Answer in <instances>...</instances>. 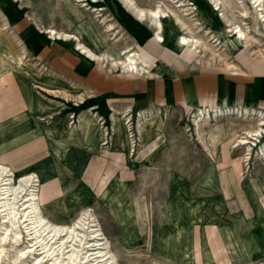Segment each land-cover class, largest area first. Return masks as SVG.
I'll use <instances>...</instances> for the list:
<instances>
[{"label":"rangeland","instance_id":"374dc122","mask_svg":"<svg viewBox=\"0 0 264 264\" xmlns=\"http://www.w3.org/2000/svg\"><path fill=\"white\" fill-rule=\"evenodd\" d=\"M60 1L0 0V38L14 39V32L25 47L24 61L0 49V71L15 73L20 85L36 95L40 86L44 88V106L11 116L13 103L5 97L8 84L0 76V164L8 165L15 185L22 173L57 181L62 193L46 204L40 202L41 214L53 224L70 225L79 213H90L115 264H194L191 228L197 223L205 226L214 217L234 246L228 262L212 259L207 251L205 264H263L264 215L258 214V193L260 188L264 194V139L259 143L256 137L246 138L249 143L240 145L237 140L247 131L238 130L229 138L224 126L239 121L247 125L246 116L264 114V0L261 7L253 0H218L220 10L206 0H187L191 5L177 8L172 0H136L144 8L162 5L167 13L161 21L167 45L136 75L148 82L140 90H131L135 78L122 74V68L107 60L89 62L73 52L71 44L48 38L43 32L47 27L67 30L57 12ZM196 7L200 11L195 12ZM187 8L191 14L185 17ZM82 9L87 17L76 32L98 53L119 60L125 48L145 53L137 45L152 31L119 0H100ZM5 20L11 29L2 31ZM234 23L246 35L241 42L228 33ZM110 24L114 30L108 31ZM181 35H194L198 47L175 53L171 47L176 48ZM55 47L63 53L57 54ZM66 53L72 55L71 63ZM154 137L158 146L145 156ZM34 140L39 146L26 149ZM118 148L125 156L124 170L113 160ZM24 162L29 163L22 168ZM237 168L239 193L243 187L257 212L251 220L233 215L221 191L218 174L232 175ZM107 171L113 173L99 196L101 183L93 184L95 176L104 177ZM197 190L201 194H194ZM186 191L191 204L185 202L190 196ZM41 195L42 186L37 185V201ZM18 199H12L15 223L5 243L0 242L1 264H16L18 251L29 244ZM170 202L179 205L178 217ZM1 227L0 216V232ZM73 243L77 248L80 242ZM33 257L27 253L18 262L29 264ZM73 264L84 263L79 257Z\"/></svg>","mask_w":264,"mask_h":264},{"label":"bare ground","instance_id":"6f19581e","mask_svg":"<svg viewBox=\"0 0 264 264\" xmlns=\"http://www.w3.org/2000/svg\"><path fill=\"white\" fill-rule=\"evenodd\" d=\"M119 1L126 9V11L134 15L139 22L146 21V23H148V27L152 31V34L146 39L143 44L137 45L138 48L141 47L142 49H144L145 53H142V55L141 53L138 54L133 49L130 50L129 48H125L119 53V56H123L122 59L119 60L110 58L106 54L98 53L95 48L90 47L88 43H85L84 36L76 32L79 25L83 24L87 17L82 7L89 6L90 3L98 4L100 0H62V2L59 3L58 8L61 7L62 4H64V6L62 8H59L57 12L63 15V19L67 23V30L62 32L56 30L54 27H47L46 29H43V32L49 35V39L60 40L62 42L71 44L73 47V52H76L79 56H82L89 62L99 63L102 60L103 62L104 60H107V62H111V65L114 68H122V74H126L135 78V81L130 84L131 90L144 89L148 82L139 79L138 77H136V75H141L142 72H144L143 64L147 62L150 63L152 60L154 61V56H156L158 49L162 45H167L165 44V38H163L162 35L163 28L161 24V21L165 17H167V13L162 8V5H157L153 8H144L142 6H139L136 0ZM206 1L210 3L215 10L216 8L220 10L223 7L221 4L219 5L218 0ZM253 1L254 4L258 7L262 6L261 0ZM172 2L176 3V5H174L175 8L191 5V3H187V0H172ZM100 9L103 10V8ZM196 11H200V9L196 7L195 12ZM185 12L186 13L184 16H189L191 14V8L185 9ZM241 13L243 12L241 11ZM242 15L244 17H248L247 14L245 15L244 13ZM223 17H225L224 14ZM262 17H264L263 13ZM254 18L258 24V18L256 16H254ZM177 19H179V16H177ZM9 24L10 23L8 22V20H5V23L2 25V31L4 29L10 30L11 27L9 26ZM182 25H185V21H182ZM107 27L108 31L114 30L111 24ZM261 31L264 33V28ZM229 32H231L232 35L236 36L239 42H241L242 39L246 38V35L241 27L239 25H236L235 23L230 24L228 33ZM12 33L14 35V39H8L7 36L6 38H0V49H2L4 52H7V54L10 55L12 59L22 61L25 56L22 55V51L25 50L24 44L22 43V40L20 38H17V35L14 34V32ZM15 38H17V44ZM198 45L199 40L195 39L194 35H181L177 38L176 48L171 47V49L175 53L182 54V52H184L186 49L190 51L194 47L197 48ZM55 50L59 55L63 53L61 48L55 47ZM137 55H139V58L137 57ZM71 56L72 55L69 53L65 54L67 63H71V61L69 60ZM147 59L150 60L147 61ZM78 71L80 73L86 72L83 69H78ZM0 76L2 77L1 81L7 82L8 84V87L5 90V97H8V101L13 103L10 110L11 116L18 114L19 112L21 113V111H24L25 109L37 110L35 105H39L41 107L44 106L42 98L40 96V94L44 92V88L40 86V90L38 91L40 93L37 92L38 95H36L35 92L32 91L29 87H22L20 85L15 73H12L11 71H8L6 69H2L0 71ZM240 112L243 113V111ZM35 113H38V111H36ZM252 113L254 112L252 111ZM246 114L248 115V113ZM246 118L248 122L247 125H244L243 122L240 121L227 123L224 126L225 136H228L229 138L233 136L235 137L238 133V130H246V136H239L237 140L238 144L241 145L249 143L246 138L251 137H256L257 141L260 143L261 139H264V114H255L253 116H246ZM228 137H226V139H228ZM151 140L149 145L146 146L147 151L145 156H149L156 150L158 146L157 138L152 141ZM35 141L36 140L31 141V144L27 146L26 149L37 148V146L39 145ZM40 142L43 143L44 140L42 139ZM121 142L122 138H120L117 144ZM250 148L248 149V152L251 151ZM120 150L121 148H118V151L113 152V160L116 167H120L122 170H124V163H126V161L123 152ZM40 160L42 159L36 160L27 166L25 164L29 162H24L22 164V168H24L25 166H33ZM7 166L8 165L2 164V162L0 164V216L3 226L1 227V230L3 231L0 232V242L5 243V241L7 240V236L9 235V228L15 223V219L17 218V213L14 210L16 202L15 200L12 201V199H16L18 197H20V199L18 200L20 201V206L22 207L23 211L20 217V221L22 220V223L25 225L24 228L29 238L28 246L18 251L15 259L16 264H28L26 262H18L27 253H30L34 256L33 260L29 264H43V262H47L46 264H73L79 257L84 264H115L114 261H112V258L109 256V252L106 251V246L103 241L104 239L101 237L102 233L100 232V234L98 229H96V225L94 223L95 220L91 219L90 213L85 211L79 213L70 223V225L53 224L41 214L40 202L46 204L47 202L52 201V199H56L62 193L57 181H49L47 179L39 178L36 180L37 176L34 173H22L21 176L23 177L20 179L18 185L16 186L15 182L12 181L13 179H11L8 175L10 172L8 173ZM239 172L240 170L239 168H237L233 171L232 175H229L226 172H223L222 175L218 174L219 183L224 198L228 202L229 211L235 216L239 215L243 219L251 220L254 216H256L257 212L247 191L243 187L241 189L243 194L240 195L239 193ZM112 173L113 171H107L104 174V177H102V174H97L95 176L97 181L95 180L93 184L97 185L98 182L99 184L101 183V187L98 190L99 196L100 194H103L104 185L108 183L107 180L112 175ZM124 174L125 171L121 173L122 178H124ZM37 185L42 186V195L40 198H38V201L36 198ZM259 190V193L257 192L259 194L258 201L260 202V211H258V214L264 215V194L262 193L260 188ZM172 191L173 196L171 197V199L175 200V190ZM255 191H257V188H255ZM187 192L188 195H190L191 190L190 193L189 191H186V193ZM200 192L201 191L197 190V192L195 191L194 194H201ZM186 198H184L186 199L185 202L187 201V204H191V195ZM136 202L138 203V201ZM169 208L171 212L173 211L174 218L175 216L178 217L180 215L179 212H177V210L179 209L181 213L179 205L176 206L175 204L170 202ZM210 219H212L213 221L208 222L207 224H205V226H200L197 223L195 227L191 228V240L189 246L191 255L194 258V264H205L204 253H206L207 251L209 252L212 259L218 257L220 258L219 261L222 262H228L230 260L229 251L230 247L234 246V240L232 239L231 235L228 234L229 236L227 237L226 241L219 226L217 225V222L215 221H220L218 217ZM81 232L84 233L86 242H82L81 238L83 236L80 234ZM75 241L80 242L79 245H77V248L73 243ZM2 245H0V257H2V253L4 251ZM223 254H225V256L221 257ZM1 261L2 259L0 258V264Z\"/></svg>","mask_w":264,"mask_h":264},{"label":"crops","instance_id":"0c3cea01","mask_svg":"<svg viewBox=\"0 0 264 264\" xmlns=\"http://www.w3.org/2000/svg\"><path fill=\"white\" fill-rule=\"evenodd\" d=\"M60 2H62V0H61ZM60 2H58V3H60ZM59 8H61V7H59ZM59 8L57 7V10H58ZM58 14H60V13H58ZM66 25H67V23H66ZM66 29H67V26H66ZM61 70H62V69H61ZM62 73H63V70H62Z\"/></svg>","mask_w":264,"mask_h":264}]
</instances>
